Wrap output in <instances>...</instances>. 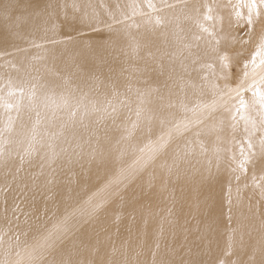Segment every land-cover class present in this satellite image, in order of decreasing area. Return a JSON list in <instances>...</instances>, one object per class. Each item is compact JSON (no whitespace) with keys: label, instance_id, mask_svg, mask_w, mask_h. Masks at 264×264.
<instances>
[{"label":"bare ground","instance_id":"obj_1","mask_svg":"<svg viewBox=\"0 0 264 264\" xmlns=\"http://www.w3.org/2000/svg\"><path fill=\"white\" fill-rule=\"evenodd\" d=\"M150 2L0 0V264L264 262L259 105L198 107L248 0Z\"/></svg>","mask_w":264,"mask_h":264},{"label":"snow or ice","instance_id":"obj_2","mask_svg":"<svg viewBox=\"0 0 264 264\" xmlns=\"http://www.w3.org/2000/svg\"><path fill=\"white\" fill-rule=\"evenodd\" d=\"M259 5L264 6V0H259ZM248 8V15L246 18V24L251 27L256 23V18L260 15V8L258 7L257 0H248V2L244 5ZM49 7L54 8L55 5H49ZM149 8H154V5L150 2L148 3ZM210 11V10H209ZM239 16L240 14L237 13ZM210 19L211 17H206ZM115 20V18H114ZM80 22L85 24L88 28L95 30V31H101L100 22L95 20L94 17H89L87 15L80 17ZM121 22V21H116ZM157 23H160L159 20H157ZM108 29L111 30L112 25H107ZM207 31V29H205ZM252 37V34L250 33V39ZM97 49V46L94 45H86V46H79L73 43V46H71L68 50L69 59L75 61L78 57L83 56L85 53H93ZM223 61V71L221 75L218 77V79H223L224 81H228L231 73L229 69L231 68V63L229 62V57L227 55H224L221 57ZM259 67H264V33L260 34L259 37L256 39V49L254 53L251 55V57L246 60L243 63L242 66V74L239 78V84L235 88H231L227 85V83L224 85V87H219L215 83L212 85V87L216 90L217 93V100H213L211 104L207 105H201L198 106L201 109L207 108L209 111H215L219 102L223 101V104L220 106L226 107L227 106V98H231L233 95L236 97H239V107L236 109L237 112L241 111L242 109L247 111L248 109V103L243 97V93L245 91H251L253 97L256 99L254 100V104L259 105V116H260V123L261 125H264V75H260V78L258 81L255 80V77L257 75V69ZM253 79V83L246 84V82L249 80V78ZM13 93L10 92L9 95H12ZM21 98L23 97V90H21ZM35 96L34 89L29 92V99H32ZM2 99V98H0ZM5 106L9 109L13 107L11 104H5ZM246 121L250 122L255 127L256 122L249 120V118L245 115L242 117ZM9 123L11 124V117L9 118ZM39 123V120L37 121ZM185 128H187V124L184 125ZM177 130H179V126H177ZM34 139V137H33ZM163 139V138H162ZM262 145H264V141L261 142ZM163 143L161 144V147H163ZM249 151L251 153L252 145L249 141L248 144ZM243 148L241 149V153L243 154ZM29 155L31 153H28ZM4 153L2 148H0V158H3ZM250 159V157H249ZM248 163V160H245L244 164L246 165ZM242 170L246 171V167L244 165L241 166ZM230 254V253H229ZM221 264H243L242 261L239 259L235 261H222ZM247 264H257L255 257H249ZM261 264H264V262H261Z\"/></svg>","mask_w":264,"mask_h":264},{"label":"rangeland","instance_id":"obj_3","mask_svg":"<svg viewBox=\"0 0 264 264\" xmlns=\"http://www.w3.org/2000/svg\"><path fill=\"white\" fill-rule=\"evenodd\" d=\"M259 17L256 19V23L253 25V30L251 29V27H249L246 24V22L243 23L244 25L240 24V26L235 25V24L234 25L230 24L228 26V30L232 33V37H231L232 41H234V43H236V44L231 45L229 52L226 53L227 56L229 57V60L231 61V66H232V68L229 69V71L231 73V76L229 78L230 81L229 80L224 81L223 79H220L218 82L219 86L224 87V85L227 83V85L229 87L235 88L239 84V78L242 74L243 63L246 60H248L251 57V55L254 53V51L256 49V39L259 37L260 34L264 33V16L261 15V13H260ZM250 33L252 34L251 39H250ZM243 97L245 99V95H243ZM231 99L232 100L230 101L229 106H231V108H232V105L239 103V97H236L235 95H233L231 97ZM134 102L139 103L140 101L135 100ZM231 108H228V109H230V111H232ZM223 114H224V109L219 108L216 110V112L214 113L213 116L215 118H218V117L222 116ZM208 122H209L210 129L212 131H216L217 126L215 125V122H213L211 119H208ZM161 135H162V133L158 132V133L154 134L152 136V138H153V140H155V139L159 138ZM216 139L221 140L222 150L225 152H228L229 147L231 145V141H229L230 140V132L225 130V131L221 132L220 134L216 135ZM113 175L114 174L108 175V177H107L108 181L114 177ZM153 231H155V233H156L158 230L155 229L154 227H152L151 238H152V236L154 237V235H155V233ZM167 244H170V243H167ZM214 256L216 258V261H219L218 257H217L218 255L214 254Z\"/></svg>","mask_w":264,"mask_h":264}]
</instances>
